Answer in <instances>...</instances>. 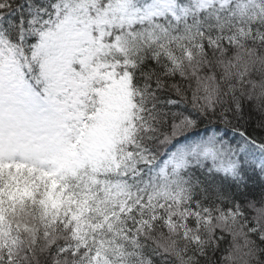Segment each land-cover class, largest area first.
<instances>
[{
	"label": "snow or ice",
	"instance_id": "snow-or-ice-1",
	"mask_svg": "<svg viewBox=\"0 0 264 264\" xmlns=\"http://www.w3.org/2000/svg\"><path fill=\"white\" fill-rule=\"evenodd\" d=\"M0 264H264V0H0Z\"/></svg>",
	"mask_w": 264,
	"mask_h": 264
}]
</instances>
